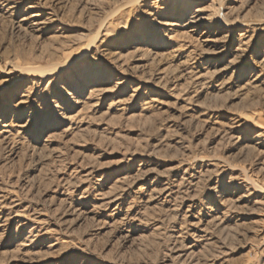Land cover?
Returning a JSON list of instances; mask_svg holds the SVG:
<instances>
[{"label":"rangeland","instance_id":"rangeland-1","mask_svg":"<svg viewBox=\"0 0 264 264\" xmlns=\"http://www.w3.org/2000/svg\"><path fill=\"white\" fill-rule=\"evenodd\" d=\"M0 264H264V0H0Z\"/></svg>","mask_w":264,"mask_h":264},{"label":"bare ground","instance_id":"bare-ground-1","mask_svg":"<svg viewBox=\"0 0 264 264\" xmlns=\"http://www.w3.org/2000/svg\"><path fill=\"white\" fill-rule=\"evenodd\" d=\"M17 1H18V0H17ZM12 8H13V7H12ZM194 21H195V20H193V22H194ZM224 23H225V22H224ZM224 23H223V24H224ZM193 24H194V23H193ZM225 27H227V26H225Z\"/></svg>","mask_w":264,"mask_h":264}]
</instances>
